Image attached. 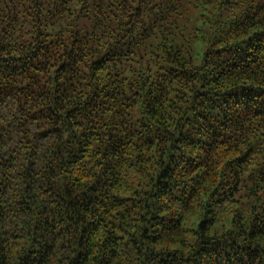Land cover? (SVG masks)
<instances>
[{"label": "trees", "instance_id": "1", "mask_svg": "<svg viewBox=\"0 0 264 264\" xmlns=\"http://www.w3.org/2000/svg\"><path fill=\"white\" fill-rule=\"evenodd\" d=\"M0 264H264V0H0Z\"/></svg>", "mask_w": 264, "mask_h": 264}]
</instances>
